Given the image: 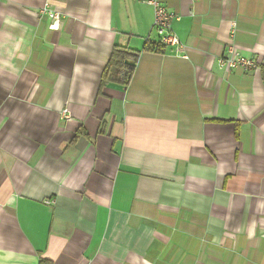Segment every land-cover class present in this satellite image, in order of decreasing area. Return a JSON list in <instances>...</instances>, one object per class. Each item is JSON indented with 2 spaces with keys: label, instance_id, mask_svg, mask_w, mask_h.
Instances as JSON below:
<instances>
[{
  "label": "crops",
  "instance_id": "crops-1",
  "mask_svg": "<svg viewBox=\"0 0 264 264\" xmlns=\"http://www.w3.org/2000/svg\"><path fill=\"white\" fill-rule=\"evenodd\" d=\"M161 2L0 0V264H264V0Z\"/></svg>",
  "mask_w": 264,
  "mask_h": 264
},
{
  "label": "built area",
  "instance_id": "built-area-1",
  "mask_svg": "<svg viewBox=\"0 0 264 264\" xmlns=\"http://www.w3.org/2000/svg\"><path fill=\"white\" fill-rule=\"evenodd\" d=\"M147 2L154 7V23L152 29H154L158 35L157 44L163 47H173L176 50L184 48L183 42L173 28V21L180 19V15L170 11L161 0H147ZM42 12H47L55 22H60L61 14L58 11L50 8H43ZM218 63L221 67L226 69L247 70L261 66L258 60L243 55L234 44H230L227 47L226 52L219 58Z\"/></svg>",
  "mask_w": 264,
  "mask_h": 264
},
{
  "label": "trees",
  "instance_id": "trees-1",
  "mask_svg": "<svg viewBox=\"0 0 264 264\" xmlns=\"http://www.w3.org/2000/svg\"><path fill=\"white\" fill-rule=\"evenodd\" d=\"M146 48L158 52L164 51V47L160 44L147 43ZM139 52L129 46L116 44L103 71L102 86L113 82L128 87L137 66ZM260 67L264 80V63Z\"/></svg>",
  "mask_w": 264,
  "mask_h": 264
}]
</instances>
